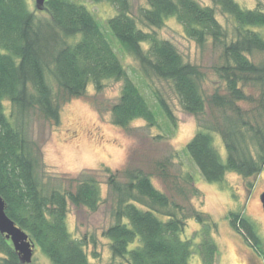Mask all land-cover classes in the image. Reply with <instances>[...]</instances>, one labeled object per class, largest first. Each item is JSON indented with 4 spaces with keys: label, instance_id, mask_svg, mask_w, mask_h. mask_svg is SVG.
I'll use <instances>...</instances> for the list:
<instances>
[{
    "label": "trees",
    "instance_id": "trees-1",
    "mask_svg": "<svg viewBox=\"0 0 264 264\" xmlns=\"http://www.w3.org/2000/svg\"><path fill=\"white\" fill-rule=\"evenodd\" d=\"M92 1L116 6L117 14L108 19L113 34L145 70L173 83L187 112L200 117L208 105L211 108V118L186 144L207 181L222 182L231 171L244 177L264 171V56L260 61L253 57L256 52L264 54L263 8L211 0L235 21V38H229L216 8L199 0H147L140 9L142 25L131 13L130 0ZM41 10L49 17L38 18L28 0H0V194L7 214L52 264H90L89 241L72 234L67 215L70 202L96 211L102 202L100 182L83 175L73 179L75 188H47L37 172L25 116L39 110L58 123L63 102L83 96L91 84L102 91L107 80L123 82L112 106L116 125L128 127L136 119L154 125L157 115L85 4L46 0ZM172 17L200 46L210 41L223 48V63L215 69L224 92L219 88L206 95L201 67L185 60L172 41L146 30L160 28ZM247 87L256 88L258 94L248 93ZM156 98L174 122L168 102L160 95ZM6 102L12 105L10 112ZM215 133L222 138L225 158L215 144ZM125 175L126 181L113 173L108 178L117 195L116 220L103 235L110 240L113 258L121 259L108 264H191L195 255L202 264H215L219 247L203 213L174 209L179 205L141 168L127 169ZM192 216L202 228L186 238ZM230 224L264 259V239L255 223L241 212H232ZM0 264L33 263H23L12 241L0 233Z\"/></svg>",
    "mask_w": 264,
    "mask_h": 264
},
{
    "label": "rangeland",
    "instance_id": "rangeland-1",
    "mask_svg": "<svg viewBox=\"0 0 264 264\" xmlns=\"http://www.w3.org/2000/svg\"><path fill=\"white\" fill-rule=\"evenodd\" d=\"M95 15L106 37L122 60L129 76L136 82L157 115V123L151 125L144 119L134 120L128 127L114 123L112 106L119 100L123 82L107 80L102 91L89 85L86 93L63 102L58 123L46 118L39 110H32L25 116V127L34 143L37 157V172L47 187L75 188L73 179L83 175L95 176L101 185L102 202L96 211L85 206L76 207L69 203L67 223L77 238L87 237L86 250L90 264H108L114 259L110 240L103 232L115 223L114 208L117 195L108 184L110 175L116 174L120 181H126L127 169L141 168L148 173L154 185L165 192L173 208L191 213L197 210L206 216L212 234L218 244L219 253L215 264H264L259 256L230 224L232 212H241L256 225L264 239V209L260 199L264 192V171L244 177L228 172L222 182H209L186 151V144L211 118V108L200 117L187 112L179 99L173 83L145 70L137 58L119 42L109 28L108 19L117 14L116 6L109 1L94 2L80 0ZM131 13L140 22V9L147 6V0H130ZM216 8L220 22L226 27L229 38H235V21L224 14L211 0H199ZM246 8L264 9V0H236ZM30 8L40 19L49 14L36 6V0H28ZM142 25V24H141ZM145 28V27H144ZM155 30L161 38L172 41L185 60L198 64L205 73L203 88L206 95L222 88L216 66L223 63V48L210 41L200 46L188 38L183 26L172 17ZM264 54L256 52L254 59L260 61ZM57 87L56 81L52 80ZM247 92L258 94L259 90L246 88ZM162 96L171 107L175 121H170L160 109L156 96ZM246 107L250 104L244 105ZM8 112L12 105L6 102ZM215 144L225 158L224 143L219 134H214ZM107 169H110L108 171ZM180 211V210H179ZM181 212V211H180ZM184 237L190 238L200 231L202 224L193 216L188 219ZM33 264H52L46 255L36 247ZM191 264H202L195 255Z\"/></svg>",
    "mask_w": 264,
    "mask_h": 264
},
{
    "label": "water",
    "instance_id": "water-1",
    "mask_svg": "<svg viewBox=\"0 0 264 264\" xmlns=\"http://www.w3.org/2000/svg\"><path fill=\"white\" fill-rule=\"evenodd\" d=\"M46 0H36V6L42 9ZM264 209V192L260 196ZM0 233L13 243L20 260L23 263H31L34 254L35 243L29 234L16 224V222L7 214L6 203L0 194Z\"/></svg>",
    "mask_w": 264,
    "mask_h": 264
}]
</instances>
